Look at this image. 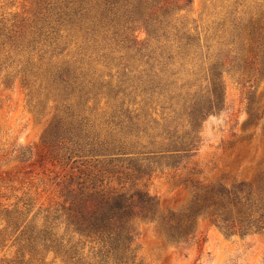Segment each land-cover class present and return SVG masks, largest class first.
Segmentation results:
<instances>
[{
  "label": "rangeland",
  "instance_id": "1",
  "mask_svg": "<svg viewBox=\"0 0 264 264\" xmlns=\"http://www.w3.org/2000/svg\"><path fill=\"white\" fill-rule=\"evenodd\" d=\"M145 1L131 0L129 15L142 19L145 12L141 4ZM158 1L149 0V6L167 3L172 22L200 38V46L189 50L188 55L179 53L172 35L175 30H169L167 40L162 30L149 33L140 21L134 23L132 33L124 19L107 29L86 16L81 18L83 25L65 24L47 53L40 52L43 58L36 54L34 60L43 69L50 62L75 63L109 89L131 90L143 68H153L157 73L164 69L171 88L177 90L185 84L184 90L197 91L198 96L207 93L211 71L216 68L222 73L225 108L193 125L187 114H175L164 109L161 101L147 102L135 93L114 97L111 90L110 95L100 92L89 101L74 96L66 99L46 96L44 88L39 93L36 83L30 97L19 78H6L8 72L14 75L16 70L15 66L6 68L10 63L5 60L9 46L0 44V264H264V230L227 234L198 215L192 218L194 237L177 243L161 225V220L171 214L187 216L191 191L185 179L193 167L198 171L195 179L204 185L221 182L232 186L241 180L258 183L260 177L264 178V80L258 87H249L238 78L234 56L246 49L242 42L230 41L234 34L232 20L264 16V0H186L181 2L185 6L181 19L175 13L177 0ZM95 3L80 2L85 9ZM39 11L38 0H0V31L6 24L18 27L36 21ZM147 23L154 29L153 21ZM127 34L138 37V46L130 45ZM248 91L258 101L254 117L245 98ZM123 100L125 105H121ZM67 104L76 115L88 117L92 135H98L100 141L124 138L130 128L138 132V136L124 139L123 151L158 149L166 141L167 132L180 136L185 130H193L199 137L197 152L179 167L167 166L164 159H158L149 174L135 181L155 197L159 219H138L127 247L112 242L115 234L78 230L62 209V191L76 187L69 180L70 175L76 180L79 171L55 163L43 140L56 117L66 116ZM121 107L129 109L132 123L118 112ZM94 163L92 160L80 169L97 173L100 166ZM112 185H117L116 179Z\"/></svg>",
  "mask_w": 264,
  "mask_h": 264
},
{
  "label": "trees",
  "instance_id": "2",
  "mask_svg": "<svg viewBox=\"0 0 264 264\" xmlns=\"http://www.w3.org/2000/svg\"><path fill=\"white\" fill-rule=\"evenodd\" d=\"M82 1L38 0L40 11L36 21L24 23L18 27L15 23L6 24V29L2 27L1 47L5 44L9 46L5 60H10V63L6 68L15 66L13 69L16 70L14 75L8 72L7 79L13 77L16 81L19 78L23 87L28 89L30 97L32 87L36 83L40 85L37 89L39 93L40 89L44 88L47 90L46 96L53 94L64 96L66 99L74 96L75 99L84 98L89 101L96 98L100 92L110 95L112 91L114 97H117L119 93H123L125 97L132 96L134 93L139 94L142 100L147 102L161 101L164 109L169 108L175 114H187L190 125L225 108L222 73L216 68L213 73L211 71L207 93L200 96L197 91L184 90L185 84L177 87L180 91L174 89L176 87L171 88L168 79L164 76L166 75L164 69L157 73L153 68H143L137 76V84L131 90H128V87L106 88L105 84L98 83L93 80V77L90 78L89 73L83 67L68 61L54 65L50 62L49 66L43 69L35 62V55L38 54L42 59L40 52L47 53L65 24L83 25L80 23L81 18L84 19L86 16H92L98 21L97 25L107 29L120 24L124 19L129 25L127 29L132 33L134 31L132 26L140 21L141 27L149 33L153 30L152 33H155L157 28L162 30L161 34L167 40L171 35L168 34L169 30H175L172 35L177 41L176 46L180 54L188 55L189 50L200 46V38L196 34H192L189 28L184 30L183 28L187 27H180L172 22L169 18L167 3L160 6L155 4L151 7L149 0H146L141 4L143 5L141 10H144L145 16L137 20L128 13L131 12V0H95V5L88 9L82 7L80 4ZM183 1L186 0L176 1L175 13L180 14L177 19L183 17L180 13L185 8L181 4ZM155 2L159 1L155 0ZM94 8L95 11L91 14ZM148 20L155 23L154 29L151 24L147 23ZM232 24L234 34H231L230 41L232 43L242 42L241 44L246 49L245 52L234 56L239 71L238 78L243 83H248L249 87H258L264 80V16H250L245 21L242 19L238 21L235 18ZM236 33L242 34L245 38L241 39ZM125 39L130 45L138 46L137 36L130 37L127 34ZM20 54L21 58H16ZM245 98L254 117L256 115L254 104L258 101L249 91L246 92ZM122 104L125 105V100L121 102ZM118 112L129 117L128 108L121 107ZM64 113L66 116L56 117L55 123L47 131L43 140L55 163L69 166L71 169L77 168L79 171L76 180L72 175L69 180V184L76 183V187L62 191L64 196L62 209L70 223L78 230L108 236L115 234L117 236L112 242L127 247L132 242L131 234L135 231V223L138 219H159L158 202L155 197L151 196L145 188L137 185L135 181L149 174L158 159H164L167 166L179 167L184 160L195 155L198 150L199 137L193 130H185L180 136L167 132V136L164 137L166 141H162L158 149L123 151L126 141L124 139L127 136H138V132L134 133L132 128L126 137H111L110 140L107 139L104 142V140L100 141L98 135L95 137L92 135L93 129L86 115H76L70 104L65 106ZM128 121L132 123V118L129 117ZM97 145H103V147L97 149ZM92 160H95V167L100 166L97 173L93 171L87 173L85 169H80V166L92 163ZM103 163L106 165L103 166ZM105 173L108 174L104 175ZM188 174L190 176L185 179V183L191 191V200L187 216L176 217L175 214H171L161 220L165 232L177 243L194 237L192 218L198 215L204 216L227 234L247 235L264 230L263 177H260L258 183L241 180L232 186H227L221 182L210 185L202 184L200 180L195 179L198 174L195 167L190 169ZM113 179L117 180V185H112ZM104 242L110 243L111 240H104ZM57 251L60 249L58 248Z\"/></svg>",
  "mask_w": 264,
  "mask_h": 264
}]
</instances>
